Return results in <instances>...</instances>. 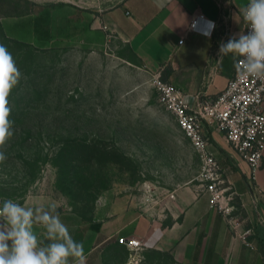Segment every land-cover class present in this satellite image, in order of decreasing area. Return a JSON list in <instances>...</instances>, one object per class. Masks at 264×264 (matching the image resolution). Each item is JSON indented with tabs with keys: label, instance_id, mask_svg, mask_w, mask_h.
<instances>
[{
	"label": "rangeland",
	"instance_id": "1",
	"mask_svg": "<svg viewBox=\"0 0 264 264\" xmlns=\"http://www.w3.org/2000/svg\"><path fill=\"white\" fill-rule=\"evenodd\" d=\"M67 2L0 0V43L22 73L9 98L14 135L0 163V204L43 198L90 222L99 202L116 196L161 206L176 188L197 183L200 158L154 74ZM46 9L49 41L8 34ZM145 252L141 264H172Z\"/></svg>",
	"mask_w": 264,
	"mask_h": 264
},
{
	"label": "crops",
	"instance_id": "2",
	"mask_svg": "<svg viewBox=\"0 0 264 264\" xmlns=\"http://www.w3.org/2000/svg\"><path fill=\"white\" fill-rule=\"evenodd\" d=\"M230 1L225 12L217 0L67 3L81 13L92 14L95 27H101L126 45L127 60L159 74L182 90L190 105L197 108L206 99L216 97L235 70L232 54L220 59L219 48L221 43L245 32L240 10L248 0ZM198 14L204 18L199 20V30L191 31L190 22ZM213 23V32L209 34ZM182 38L184 41L180 43ZM261 107L264 111V100ZM205 132L209 149L222 168L223 187L229 195L222 205L230 207V213L210 205L209 196L198 180L176 188L170 194L172 199L165 198L161 206H140L129 195L104 199L91 222L57 209L73 239L84 246L83 264H141L148 254L145 251L149 250L168 256L172 264H264V161L257 176L259 193L250 185L248 162L231 147L225 132L208 123ZM20 203L45 208L52 204L36 197ZM248 228L255 232L250 237L254 248L241 237ZM37 231L43 239V230ZM122 237L137 238L144 246L131 250L120 240ZM72 264H79V260H73Z\"/></svg>",
	"mask_w": 264,
	"mask_h": 264
},
{
	"label": "clouds",
	"instance_id": "3",
	"mask_svg": "<svg viewBox=\"0 0 264 264\" xmlns=\"http://www.w3.org/2000/svg\"><path fill=\"white\" fill-rule=\"evenodd\" d=\"M240 11L250 31L221 43L220 59L231 53L242 78L264 80V0H248ZM21 78L12 53L0 43V163L14 135L9 98ZM83 258V244L73 239L55 203L34 207L5 198L0 204V264H72L77 259L83 264Z\"/></svg>",
	"mask_w": 264,
	"mask_h": 264
},
{
	"label": "built area",
	"instance_id": "4",
	"mask_svg": "<svg viewBox=\"0 0 264 264\" xmlns=\"http://www.w3.org/2000/svg\"><path fill=\"white\" fill-rule=\"evenodd\" d=\"M217 2L224 12L228 8L227 4L231 3L230 0H217ZM223 15V22L226 23V14ZM203 18V14L194 16L189 29L198 31L199 20ZM244 25V34H248L250 29L245 21ZM214 26L215 23L212 24L209 34H212ZM183 41L184 38L179 42L183 43ZM154 76L164 104L174 115L180 130L190 139L200 158L197 180L209 196L210 205L218 206L224 212L230 213V207L222 205V201L229 198V195L223 187L221 165L209 149L205 123L215 124L225 132L231 147L248 162L250 185L260 193L257 176L264 161V111L261 107L264 100V80L242 78L235 66L225 88L216 97L208 98L197 108H193L182 90L163 80L159 74ZM254 234L252 228L241 233L244 243L251 248H254V242L250 237ZM120 240L134 251L144 246V243L137 238L122 237Z\"/></svg>",
	"mask_w": 264,
	"mask_h": 264
},
{
	"label": "trees",
	"instance_id": "5",
	"mask_svg": "<svg viewBox=\"0 0 264 264\" xmlns=\"http://www.w3.org/2000/svg\"><path fill=\"white\" fill-rule=\"evenodd\" d=\"M32 5H36L33 1L28 0ZM56 4L50 3L47 4L48 7L55 6ZM49 11L46 9L43 15H35L32 18L22 24H13L9 27V35L13 36L16 40L19 39L18 35L20 34H30L33 35L38 40L49 41L52 38L48 15ZM95 229H98L99 226H94Z\"/></svg>",
	"mask_w": 264,
	"mask_h": 264
}]
</instances>
